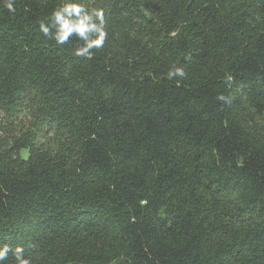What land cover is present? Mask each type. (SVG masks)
<instances>
[{"label": "trees", "instance_id": "16d2710c", "mask_svg": "<svg viewBox=\"0 0 264 264\" xmlns=\"http://www.w3.org/2000/svg\"><path fill=\"white\" fill-rule=\"evenodd\" d=\"M82 2L91 58L39 31L61 0L0 5V104L47 138L0 145L3 264H264V0Z\"/></svg>", "mask_w": 264, "mask_h": 264}, {"label": "clouds", "instance_id": "9594fccd", "mask_svg": "<svg viewBox=\"0 0 264 264\" xmlns=\"http://www.w3.org/2000/svg\"><path fill=\"white\" fill-rule=\"evenodd\" d=\"M16 0H0V5L7 9L10 14L17 11ZM49 24L46 19L39 22V31L45 36H50L56 44H67L71 37L77 38L79 42L75 48L74 55L78 57L91 58L93 50L104 47L108 38V28L105 10L102 7L89 8L82 0H61V3L51 13ZM54 29V31H53ZM187 75L183 66L173 64L167 73L168 79L177 77L183 79ZM231 81V76L227 77ZM224 101L223 95L218 97ZM8 247L0 248V264L8 258ZM15 264H32L30 258L24 256V250L18 246L15 249Z\"/></svg>", "mask_w": 264, "mask_h": 264}, {"label": "rangeland", "instance_id": "374dc122", "mask_svg": "<svg viewBox=\"0 0 264 264\" xmlns=\"http://www.w3.org/2000/svg\"><path fill=\"white\" fill-rule=\"evenodd\" d=\"M41 127L38 108L27 103L10 111L0 104V145H13L15 139L24 140L28 136L37 142H47L46 134ZM20 153L27 155V149H22Z\"/></svg>", "mask_w": 264, "mask_h": 264}]
</instances>
